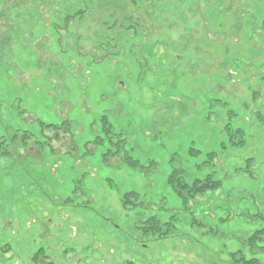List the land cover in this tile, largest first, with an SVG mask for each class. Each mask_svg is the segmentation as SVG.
Here are the masks:
<instances>
[{
  "label": "rangeland",
  "instance_id": "rangeland-1",
  "mask_svg": "<svg viewBox=\"0 0 264 264\" xmlns=\"http://www.w3.org/2000/svg\"><path fill=\"white\" fill-rule=\"evenodd\" d=\"M13 130L0 264H264V0H0ZM174 169L220 185L185 206Z\"/></svg>",
  "mask_w": 264,
  "mask_h": 264
},
{
  "label": "trees",
  "instance_id": "trees-1",
  "mask_svg": "<svg viewBox=\"0 0 264 264\" xmlns=\"http://www.w3.org/2000/svg\"><path fill=\"white\" fill-rule=\"evenodd\" d=\"M66 122H63L60 126H56L53 124H45L43 122H39L40 129L44 131H52L57 136V132L64 129L67 134V126ZM36 140H33V136L26 131L13 130V133L7 137H1L0 140V150L1 147H4L2 155L7 154H29L32 153L33 150L39 145ZM182 172L179 169H174L168 177V183L171 189L176 193V195L182 200L183 204L187 206L189 202L194 201L197 198H200L202 194L205 193V187L209 190H215L218 188L220 183L210 180L208 178L206 181H196L193 185H188L181 177ZM207 191V190H206ZM135 194H126L123 199L124 209H132L135 204L131 199ZM152 221L151 226L153 227L152 232L159 237H167L169 233L173 230L174 226L170 223H162L161 225L157 221V219H150ZM254 262H248L245 264H253ZM44 264H54L51 261L45 262ZM124 264H134L131 261L126 262Z\"/></svg>",
  "mask_w": 264,
  "mask_h": 264
}]
</instances>
